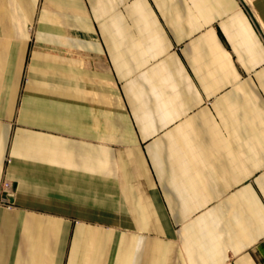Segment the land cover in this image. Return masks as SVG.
<instances>
[{
  "label": "crops",
  "instance_id": "1",
  "mask_svg": "<svg viewBox=\"0 0 264 264\" xmlns=\"http://www.w3.org/2000/svg\"><path fill=\"white\" fill-rule=\"evenodd\" d=\"M0 264H264V0H0Z\"/></svg>",
  "mask_w": 264,
  "mask_h": 264
},
{
  "label": "built area",
  "instance_id": "2",
  "mask_svg": "<svg viewBox=\"0 0 264 264\" xmlns=\"http://www.w3.org/2000/svg\"><path fill=\"white\" fill-rule=\"evenodd\" d=\"M2 192L4 193V196L2 198L3 203H7L10 205V199L13 197V186L11 183L4 182L2 185Z\"/></svg>",
  "mask_w": 264,
  "mask_h": 264
}]
</instances>
